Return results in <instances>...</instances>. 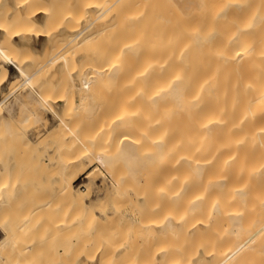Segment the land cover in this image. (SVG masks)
Instances as JSON below:
<instances>
[{"label": "bare ground", "instance_id": "bare-ground-1", "mask_svg": "<svg viewBox=\"0 0 264 264\" xmlns=\"http://www.w3.org/2000/svg\"><path fill=\"white\" fill-rule=\"evenodd\" d=\"M48 1L51 0H0V92L3 94V96L0 97V121L3 119L5 123L10 124V116L8 113H5V109L7 112H9L11 107L23 100L24 96H26V93L24 95L20 93L21 96L19 95L13 97L14 100L12 102L8 103V100L13 95H16L15 93L20 86L23 87L27 85L28 87L29 85L31 87V91L28 92L29 95L31 92H36L35 94L38 96L37 100L34 101L33 107L35 109L37 108L46 110L49 114H51V116L59 119V124L63 125L57 129L55 125L56 123H52L53 125L48 127V131H53V134H51L50 137L49 135L47 137L50 138V140L54 138V141L56 142V138L59 137L58 135H63L60 133L57 134L59 129L61 128L60 130H62L63 128V131L59 132L64 134H66L65 132L67 131L65 129L66 125H64V122L66 124V119L64 118L66 113L64 116V112L62 113V107L66 102L65 95H63V92H66V81L70 82V80H72L70 84L73 83L71 86H75L73 88H75L77 91H90V89L96 85V82L99 83V78L106 74L107 78L112 81L113 86L118 90V93L115 95L117 100L116 102H114L115 100L113 101L115 104H111L114 109L112 108L111 112L107 111V113H109V115L112 114V116H109L106 113L108 116L100 117L98 112L101 113V111L99 110L97 112V118L93 119H97L95 120V124L98 126V129H95L97 127H95L96 125L94 123V126L90 125L92 128L94 127L92 131L98 130L95 132L97 135L91 134V131L89 130V133L91 134L89 136H92L93 138L95 136V138L92 140V137L90 139L89 136H86L90 139L88 141L91 142L83 144L84 147L79 141V136L81 135L78 136L77 133L72 132L71 127V130L67 131V134L69 132L73 133H69L68 139L76 142H70L71 145L74 143V146L66 145L67 149L65 151L67 154L65 152L64 153L67 156L65 157L63 156L64 154L61 153V155L66 158L65 164L63 163L65 166L64 168L58 167L60 174L61 171L63 172V170V175L66 172V176L61 175L62 179L58 181L60 189H62L64 193L66 192V195H69L68 197L65 195V197H67L68 200L71 199L74 201V203L78 202L81 205L88 204L87 199L90 198V194L89 192L86 194L80 193V186H75L74 180L76 179L77 174L73 175V177L70 176L69 164L72 163L74 166L79 165V167H81L79 170H86L85 168H87V166L89 167V163H93L96 158H98L97 160L100 162L103 161L101 163L105 164L107 161H109L108 157L112 147H115L122 161H124V163H126L128 166L127 169L130 174L127 176L132 179L131 182L128 181L129 184L127 183V185H125L126 183H123L124 179H122L121 173V176L114 174V193H116V196L115 194L114 196L116 199L122 198V195V199H124V194L121 193H125L126 198L131 195L133 198L140 201L142 200L141 198L145 200L146 197L149 198V196H152V193H157L158 197L160 196L161 198H166L167 196L171 197L174 200L173 204L176 205V211L174 210L175 212L172 213L171 210L173 208H170V212L166 211L169 214H167V216L165 215L163 218L161 216L162 219L160 218L161 220L156 226L158 231L160 230L165 232V234L166 232L170 234V232H174L176 230L173 234L174 236L176 233V236L173 238H175V241H177V244L175 243V246H172V244H164L163 240L161 242L162 245H158V239L154 240L159 246L157 247L156 245L155 247L159 251V256L157 258L159 259L158 264H264V0H204L202 10L198 12L195 11V14H191L189 16H186V14L184 15L183 12H180V9H178V6H175L173 0L169 1V4L171 2L170 5H172V7H169L171 10L165 9L167 12L164 10V8H168V2L166 4L167 6L163 8L165 5H163L164 2H160V4H162L161 6L157 0V6L162 7V10L165 12L163 13L160 8V11L162 12L161 15L158 16L159 19L161 18L160 22H158L160 24V30L159 33L155 32V34H159V41L155 40L156 42L153 39L155 34L153 37L151 36V38L145 34L148 29H140L141 25L145 24L143 23L144 18H149L147 17L148 15H146L147 10L146 13L142 11L141 13L140 9H138V6H140V4L145 0H126L127 2L129 1V8H126L125 6L128 12H124L127 13L125 14V18L127 19H122L123 16L120 15L122 12H120L119 15L117 14L118 16L116 15L117 18H119V23L117 21L116 22L118 24H122L124 23L123 20H128V25L127 28H125L126 26L124 27L125 31L122 29V33L124 34L123 38H119L120 40L118 39L117 41V44L120 41L119 45L116 48L114 47V51L111 52V55H108L112 57V59H109L107 56L109 61H111L109 64L110 70H106L105 67L102 69V65L100 64L99 66L96 62L97 60H95L97 58H95L94 61H92L96 63H90L94 66L97 65V68L101 67L100 70H95L94 68L96 66H93V71L95 73H93L94 75L91 74L90 77V73L93 71L89 72V70L87 71L86 68L84 76L78 72L80 74L79 76L78 73L74 71L79 67L77 69L75 67V69H72V71L70 63H68L69 61L67 60L68 62L66 63L68 64V70H70V73H67L69 74V78L72 74V79L69 81V78L65 79L67 71L66 63L64 65V62L60 61L61 57H65L64 52H62L63 49L65 50L67 45H71L73 47H77L79 45L77 48L83 49L82 46L85 47V45H83L84 43L87 42L86 44H91L90 42L95 41L93 40V37L96 39L98 36V31L100 32V27H98V31L96 30L97 28L95 27V24L98 22L95 23V21L101 18L103 15L105 16L106 12V15L109 14L112 10L111 7H114L112 3L116 1L112 0L113 2L111 3V1L108 0L109 4H112V6L109 5L106 7L105 5H108V2L107 4H104L106 2L104 0H70L73 1L74 5L72 2L70 3H72L75 8L69 9L71 11L68 10V13H66L65 9L61 14L55 12L51 8L52 6L47 4ZM123 1L117 0L116 3L118 4L119 2L120 7L125 5L123 4ZM164 1L166 2V0ZM102 2L104 3L102 4ZM144 5L141 9L143 11L144 8H149L146 7V5L149 6L148 4L145 6ZM151 11L149 10V15L152 14ZM111 13H113V11H111ZM122 15L124 14L122 13ZM153 16H155L154 13ZM107 18L105 17V19ZM112 18H114L113 15L110 19ZM150 19L153 20L151 16ZM157 20L155 22H157ZM150 22L151 21H148V24ZM158 23H150L152 26V34L154 27L156 25V27L159 26ZM93 26L96 28L95 30H92L94 28ZM147 27L149 26H142L144 29ZM114 28L113 31H115ZM119 28L121 27L119 26ZM148 37H150V40L153 41L151 42ZM49 44H52L54 54L50 56L47 63L44 65L47 64L48 66L54 67V71L52 72L53 77L51 78L52 82L50 79L36 80L34 82V77L35 75L40 74L43 69V64L39 65L38 68H36V70L33 72H27L25 70V64L30 59L25 58L23 51H25V49H29L39 53L42 52L45 46ZM92 45L93 42L91 44V49L93 50L94 48V52L96 46L93 45V47ZM111 50H113V48H111ZM97 52L96 55L95 53L93 55L91 53L89 57H96L98 55ZM107 52H109V50H107ZM75 54L77 53L75 52ZM84 56L85 55H81L78 57V59L81 60ZM107 57L105 53L104 58ZM99 58L101 59V57ZM89 60L90 58H88L87 61ZM107 60L104 59L105 62L103 63H108ZM98 61L100 62V60ZM76 64L79 65L78 63ZM81 66L83 69L82 64ZM109 66L106 65V67ZM73 72L75 73L74 77H76V79L77 76L81 78L80 81L77 79L80 84L77 83L76 79H73ZM107 74H109V77ZM22 76L23 78H21ZM20 79L23 81L21 82ZM45 83L46 85H43ZM90 84H92V88ZM75 89L73 90L76 91ZM73 90L71 89V91ZM81 92L79 93L81 94ZM88 92H83V95L85 97H91V95L86 94ZM79 93L75 92L74 95L77 94V97H81L82 95L79 96ZM79 99L83 100V97L78 98V100ZM96 105L92 106L93 110L97 108ZM92 108H87V110H92ZM101 110L103 113V109ZM24 113L25 115L20 119V121L25 122L23 125L24 127H21L22 125L17 126V120L15 121L16 124H14V127H16L17 130L20 129V127L23 128L22 130H24V128L32 126L31 124L26 126L28 121H33L31 118H34V123H39L40 121L44 120L45 125H47V122H45L46 118L43 119V115H40L38 110L33 109ZM108 117H110V119ZM103 118L108 119L105 121ZM101 119L105 121V124L100 125L101 122L104 123V121ZM47 120L48 119H46V121ZM20 121L19 123H21ZM97 121L101 122L97 124ZM19 123L18 125H20ZM59 124L57 122V127ZM11 128L12 126L7 125L6 129L9 131ZM26 130H28V128ZM84 133L82 140L80 138V140L83 142ZM87 133L88 132H86V134ZM60 138L64 141L66 139L65 135L63 137H59V139ZM26 140L29 141L31 139L29 138ZM105 141L110 143L112 141V145L110 144L112 147H110L109 150L106 148L108 147L107 145L109 143L106 144V147L102 145L105 143ZM57 142L60 141L58 140ZM152 143H156L158 150H160V159L162 160L164 157H166L167 161H165L164 158V165L155 167L153 164V168L150 171L142 172L139 168V165L142 164L140 161L143 158L142 149L147 146L145 153H151V151L154 149V145ZM36 144L38 143L36 142ZM57 145H59V143ZM41 150L43 149L40 148V151ZM85 159H89V163L87 165L82 164L85 162ZM4 161L7 163L6 160ZM172 164L175 166H172ZM40 165L42 166L43 164ZM85 165L86 167H84ZM16 167L14 166L13 168L16 170ZM49 168L52 169L53 167ZM52 171L53 170H51V172ZM54 171L57 172L55 168ZM140 171L141 174L139 178L142 182L144 180V187L137 179V175ZM6 172L8 171L6 170ZM50 173L48 172V174ZM0 175L4 176L1 173ZM68 175L70 178H68ZM86 175L91 176L92 170L91 173L88 171ZM130 175H132V177ZM141 176L144 177L143 180ZM6 178L7 177H5V179ZM38 180H40V177ZM46 181L45 183H47ZM0 183L3 184L4 182ZM5 184H7V182H5ZM140 184L141 190L138 188L140 187ZM60 189H57L56 191L60 193ZM22 191L24 192L23 188ZM1 192L3 197L5 195H3L4 191ZM36 192L32 193V195H34ZM56 193L57 192H55V195ZM58 193L57 195H59ZM126 193L128 196H126ZM62 195L64 194L62 193ZM28 196L30 195L27 194V197ZM105 196H107V194ZM131 196L130 198H132ZM65 197L62 196L61 200L63 198L65 199ZM6 198L7 196L5 195V199ZM133 198L131 199V202L136 201H133ZM0 199V201H2L4 197ZM28 199L30 200V197H28ZM58 199L59 198H55V200H57L55 201L56 204ZM114 199L115 198H113V200ZM122 199L120 200L122 201ZM13 200H10L9 203L11 202L10 204H13L14 201L17 202L16 200ZM143 200L140 203L143 204ZM45 201L47 203L48 198L45 197ZM51 202L53 205V199ZM64 202L62 204H65ZM116 202L113 203L118 204ZM7 203L8 201L6 202V206ZM135 203L140 205L137 201ZM2 205L6 207L4 202ZM49 205H47V209ZM68 205L69 204H67V206ZM74 205L76 207L77 204ZM10 206L11 205H9L8 211L11 213L14 207L13 209H10ZM18 206H16V208ZM67 206H64V208H67ZM78 207H76L77 212L78 209H80V207ZM92 207L93 206H91V209L89 207V211L85 212V214L87 213L86 216L88 217L89 215L91 218L95 217L96 215L99 216V214L95 213ZM149 207L150 206H147L146 210L151 212L150 209H152V207L147 209ZM157 207H155V210L158 209L159 211V208ZM1 208L0 210H2ZM6 208L8 209V207ZM6 208H3L2 212ZM16 208L15 210L20 209V207L19 209ZM61 208L62 207L59 209L61 210ZM117 208L121 209V207ZM139 208L140 207H138V210H140ZM39 209H41L40 206ZM53 209L50 205L49 210L52 211ZM60 210H57V212H62ZM138 210L137 212H139ZM152 210H154V208ZM42 212H45V210ZM42 212L40 211L38 214ZM46 212L48 213V210ZM7 213L8 212H6V214ZM63 213L64 212L60 213V215L62 214L63 216V218L60 219L66 220L68 215H66L64 218L66 213H64V215ZM75 213L76 211H74V214ZM153 213L157 214V211ZM6 214H4L5 217H3V220L4 218L6 219ZM100 214L103 218L110 217L108 216L109 212L106 210ZM1 215L2 214L0 213V225L2 222ZM9 215L17 216L19 214L17 212V215ZM40 215L41 218L44 216L43 214ZM146 215L147 214H145L146 218H150L149 221L145 220L147 223L146 226L150 227L152 225V223H150L152 216L150 217L151 214H149V216ZM31 216H33V214H31ZM52 216H54L53 212ZM27 217L29 219L32 218L28 215ZM72 217H74V215H72ZM72 217L71 219L69 218V221L72 220ZM12 218L16 217L12 216ZM44 218L45 217H43L42 220H44ZM10 219L11 218H9V220ZM32 219L35 220V218ZM51 219H49V221ZM60 219L59 221H61ZM140 219L142 220V215ZM53 220L57 221L55 218ZM21 221H24L23 218ZM100 221L99 223L102 225ZM142 221L145 222L144 220ZM12 222L15 221L13 220ZM12 222L10 221V223ZM84 222H86L85 219ZM89 222H86V225L83 223V225L87 226ZM21 223L22 222H20V224ZM61 224L66 226L65 221L59 224L54 223L57 228L59 227L58 225ZM119 224L121 225V221ZM12 225L13 230L11 229V231L9 229V225L7 228H5L6 224L4 225L3 233L5 234L6 238L11 237L13 231H15L19 226L18 224L17 227H14V223H12ZM24 226H26V223ZM31 227L33 229H37V227H34V224L33 226L31 224ZM33 229L28 230L29 233H32L31 231H33ZM171 229L173 230L171 231ZM21 231L22 230L20 229L18 232ZM97 231L98 230H96V232ZM112 232H115V230L111 231V233ZM14 233L16 234V232ZM33 233L35 234V230ZM42 233H44V231H42ZM20 234L23 235L22 233ZM49 234L50 232H48V235ZM183 235L185 238L186 236H190L188 237V239H190L188 241H186L187 238L182 240ZM88 236L90 237L89 234ZM166 237L167 234L163 239H166ZM182 241L186 242L184 243ZM108 242L110 246V241ZM10 244H12V240ZM119 244L121 245V243ZM105 246L107 247L108 245L105 244ZM117 246L118 243L113 247ZM7 247L8 246H6V248ZM10 247H12V245H10L8 249ZM91 247L89 248L91 249ZM112 251H116V255L118 256L121 251V254L124 253L123 248H114ZM130 251H132V249ZM79 252L81 251H78V253ZM86 252L91 258V251ZM106 252L109 253V251ZM106 252L104 254L107 255ZM133 252L134 251H132V253ZM74 256L70 257L72 258ZM123 256L120 255V257ZM132 256L134 257V255ZM127 257L129 259V256ZM114 258H116L115 255ZM141 258L140 260H142ZM70 260L72 261V259ZM135 260L136 258L134 260H130L131 262L128 263L145 264L141 261L137 262V260ZM112 262L113 261H111V263ZM115 264H119V262H116Z\"/></svg>", "mask_w": 264, "mask_h": 264}, {"label": "rangeland", "instance_id": "rangeland-1", "mask_svg": "<svg viewBox=\"0 0 264 264\" xmlns=\"http://www.w3.org/2000/svg\"><path fill=\"white\" fill-rule=\"evenodd\" d=\"M67 0H51V1H48L47 2V4L49 5V6H52L51 8L55 11V12H57V13H59V14H61L65 9H66V13H68V10L69 9H73V8H75L73 5H74V3H73V1H70V0H68L67 2H66ZM100 1V0H99ZM104 1H106L105 3L104 2H102V4L104 3V4H107V2H108V0H104ZM111 1V3L114 1H112V0H110ZM116 2H117V0H115ZM123 1V0H122ZM126 1V0H125ZM125 1H123L124 3L123 4H125V5H123V6H120L119 7V2H118V4L116 3V2H114V3H112L113 4V6L114 7H111L112 8V10L111 11H113V13H111V11H110V13L109 14H107L106 15V13H105V16H104V18H103V16L101 17V18H99V19H97L96 21H95V23H97V24H95V27L97 28H95L94 26V28L92 29V27H91V29L92 30H99V28L98 27H100V32L98 31V36H97V38L96 39H94V37H93V40H95V41H92L93 42V45L94 46H96L95 47V51L93 52V50H94V48H93V50L91 49L92 47H91V44H92V42H90L91 44H89V46H88V44H86V43H84L83 45H85V47H83L82 45V48L83 49H85V50H83V49H79V48H77V47H79V45L77 46V47H73V46H71V45H67L66 46V48H65V50L63 49V51L62 52H64V55H65V57H61L60 58V61H63L64 62V65H65V63L66 62H68V63H70V66H71V70L73 69H75V67H76V69L77 70H74V71H76V73H81L82 74V76H84V73L86 72V68H87V71L89 70V72H91V71H93V68L95 69V70H97V69H99L100 70V68L101 67H98L97 68V65H91V63H93V64H95L96 62H97V64L100 66V64L102 65V69H104V67H105V69L106 70H110V66H109V64H110V62L111 61H109V59H112V57H110V56H108L109 54L111 55V52H113L114 51V47L116 48L118 45H119V42H118V44H117V41H118V39L119 38H123V34L124 33H122L123 31H125L124 30V27L125 28H127V25H128V23H127V21H125V20H123L124 21V23H122V24H118L119 23V18H117V16L119 15V13L120 12H122L124 15H122V13H120V15L121 16H123L122 17V19L123 18H125V14H127V13H124V12H126L127 11V9L126 8H129V5H128V2H127V4H126V2ZM159 1V4H160V2L162 3V2H164L163 3V8L164 7H166L167 5V2H168V8H164V10L165 9H169V10H171L170 8L172 7V5H170L171 4V2H170V4H169V1H171V0H166V2L164 1V0H158ZM69 2V3H68ZM70 2H72L73 3V5H72V3H70ZM145 2H147V3H145ZM173 2L175 3V6L177 7L178 6V9H180V12H183V14L185 15L186 14V16H189V15H191V14H195L194 12L195 11H201L202 10V7H203V5H204V0H193V2L195 3H193L192 2V0H173ZM67 3V4H66ZM115 3H116V5H115ZM173 3V4H174ZM112 4H109V2H108V5H105L106 7H108L109 5L110 6H112ZM146 5V4H148L149 6H147L146 5V7H149V8H151V9H149V8H144V11L143 10H141L142 9V6L143 5ZM157 0H145L143 3H141L140 4V6H138L139 8L138 9H140V12L142 11V12H144V13H146V10H147V13H146V15H148L147 17H149V18H144V20H143V23H145V24H143V25H147V26H149V27H147L146 29H144L145 28V26H144V28H142V26L143 25H141V27H140V29L141 30H147L146 32H145V34H147V36H152L153 37V35L155 34V32H157V33H159V30H160V24L158 23V22H160V19H159V17L158 16H160L161 15V13L163 12H165L164 10H162L163 8L162 7H160V6H157ZM194 4V5H193ZM71 5V6H70ZM122 5V4H121ZM127 5H128V7H127ZM144 5V6H145ZM161 6H162V4H160ZM170 5V6H169ZM197 6V9H196V6ZM67 6H68V9H67ZM73 6V7H72ZM117 6V7H116ZM125 6H126V8H125ZM188 6V7H187ZM170 7V8H169ZM120 8V9H119ZM160 8H161V10H162V12L160 11ZM152 12V14L151 15H149V10ZM158 9H159V11H158ZM173 9V8H172ZM176 9V8H175ZM182 9V10H181ZM192 9H193V13H192ZM185 10V11H184ZM69 11H71V10H69ZM108 11V12H109ZM128 12V11H127ZM141 12V13H142ZM158 12H159V14H158ZM167 12V11H166ZM153 13H154V15L156 16H153ZM118 14V15H117ZM110 15V16H109ZM112 15L114 16V18H112V19H110L111 17H112ZM117 15V16H116ZM146 15H145V17H146ZM150 16H151V18L153 19V20H151L150 19ZM105 17L107 18V19H105ZM154 17V18H153ZM156 18V19H155ZM125 19H127V18H125ZM148 19H150V20H148ZM154 19H155V21L157 20V22H155L154 21ZM107 20H109V21H107ZM151 21L150 23L152 24L153 22L156 24V23H158V27H156L154 24V29H153V34H152V26H151V24L149 25L148 24V21ZM104 21V22H103ZM113 23H112V22ZM118 23H117V22ZM126 22V23H125ZM142 22V21H141ZM121 27V28H119V26L117 25V24ZM113 25V27H112V25ZM100 25V26H99ZM112 28H111V27ZM115 27V28H114ZM107 28H109V29H107ZM112 30H111V29ZM113 28H114V30L115 31H113ZM158 28V29H157ZM120 29V30H119ZM122 29H123V31H122ZM141 30H139V31H141ZM117 31V32H116ZM112 33H117V34H112ZM149 33V34H148ZM155 34L154 35V37H153V39H154V41L155 40H158L159 41V34ZM101 34V35H100ZM150 34H152V35H150ZM95 35H96V33H95ZM115 35V36H114ZM157 35V36H156ZM99 36H100V39H99ZM115 37V38H114ZM125 37V36H124ZM150 37H148L149 38V40L152 38H150ZM156 38V39H155ZM158 38V39H157ZM120 40V39H119ZM151 42L153 41V40H150ZM96 42V43H95ZM156 42V41H155ZM95 43V44H94ZM92 45V46H93ZM88 46V48L86 49V47ZM93 46V47H94ZM77 48V49H76ZM111 48H113V50H111ZM76 50V51H75ZM82 50V51H81ZM91 50H92V52H91ZM99 50V51H98ZM100 50H101V52H100ZM107 50H109V52H107ZM78 51H80V52H78ZM98 51V52H97ZM75 52L77 53V54H75ZM92 53V55L95 53V55H96V52H97V54L99 55H97L96 57H94V56H91L92 57V59H91V57H89L90 56V54ZM105 53H106V57L108 56L109 57V59H108V57L107 58H104V55H105ZM52 54H54V49H53V47H52V44H49V45H46L45 46V48H44V50L42 51V52H34V51H31V50H29V49H25V51H23V55L25 56V58H29L30 60H28V62L25 64V70L27 71V72H33L34 70H36V68H38V66L39 65H41V64H43V69H42V71L40 72V74H38V75H35V77H34V82L36 81V80H42V79H50L51 80V82H52V72L54 71V67H52V66H48L47 64L46 65H44L45 63H47V61H48V59L50 58V56L52 55ZM70 54H71V56H70ZM74 54H75V57H74ZM113 54V53H112ZM73 55V56H72ZM81 55H85L81 60L80 59H78V57L79 56H81ZM103 56V57H102ZM94 57V58H93ZM99 57H101V59L99 58ZM85 58H87V59H85ZM88 58H90V60L89 61H87L88 60ZM95 58H97V59H95ZM73 59V60H72ZM94 59L95 60H97L96 62H93L94 61ZM104 59L105 60H107L108 61V63L106 62V63H103V62H105L104 61ZM68 60V61H67ZM80 60V61H79ZM93 60V61H92ZM98 60H100V62L98 61ZM76 61V62H75ZM86 61V62H85ZM91 62V63H90ZM99 62V63H98ZM102 62V63H101ZM72 63V64H71ZM76 63H78L79 65H77ZM83 65V69H82V66H81V64ZM74 64V65H73ZM108 65L109 67H106V65ZM89 65V66H88ZM105 65V66H104ZM66 68H67V71H66V76H65V79L67 78H69V74H67V73H70V70H68V64L66 63ZM69 66V67H70ZM85 66V67H84ZM94 66V67H93ZM72 67H74V68H72ZM81 67V68H80ZM90 68V69H89ZM72 70V71H73ZM79 70V71H78ZM84 71V72H81V71ZM108 72V71H107ZM72 73V72H71ZM78 73V75L80 76V74ZM94 73V71L92 72V73H90V77H91V74H93ZM95 74V73H94ZM93 74V75H94ZM21 75H23V74H21ZM72 75V74H71ZM71 75H70V78L68 79V81L70 80V79H72L71 78ZM77 75V74H76ZM92 75V76H93ZM108 75V77H109V74H107ZM75 76V73L73 72V76L72 77H74ZM81 76V77H82ZM21 78H23V76L21 77ZM83 78V77H82ZM103 78V79H102ZM74 80L76 79V77H74L73 78ZM77 79H79V81H80V79L81 78H79L78 76H77ZM76 79V81H77V83L78 84H80L79 83V81ZM100 79V81H99V83L98 82H94L96 85L92 88V84H90L91 85V88L92 89H94V90H92V89H90V91L89 90H86V91H83V92H88V93H86L87 95H91V97L90 96H84L83 95V92H81V90L80 91H77L75 88H73V87H75V86H71L73 83H71L70 84V82L72 81V80H70V82H67L66 80V92H63V95H65V98H66V102H65V104H64V106L62 107V109H63V111H62V113H63V116L65 115V113H66V115L64 116V118L66 119V124H65V122H64V125H66V127H65V129L67 130V131H70L71 130V128H72V132H74V133H77L78 134V136L79 135H81V136H79L80 138H81V140H82V137H83V133L86 131V132H88L87 134H86V132L84 133V142L83 141H81L80 140V138H79V141H80V144L84 147V145L83 144H87V143H89V142H91V141H88V140H90L91 139V137L92 136H89V135H91V134H93V135H97L95 132L96 131H98V130H93L92 131V129L94 128H92V126H94V124L96 123V121L95 120H97V119H93V118H97V115L99 114L100 115V117L101 116H108L109 115V113H107V111L108 112H111V110H112V108L114 109V107L111 105L112 103H114V102H116V100H117V97H115V95H116V93H118V90L113 86V83H112V81L111 80H109V78H107V76H106V74L104 75V76H102L101 78H99ZM73 80V81H74ZM20 81L22 82L23 80H21L20 79ZM98 81V80H97ZM44 82V81H43ZM64 84H65V82H64ZM70 84V85H69ZM43 85H46V83L45 84H43ZM48 85V84H47ZM51 85V84H50ZM69 85V86H68ZM49 86V85H48ZM47 86V87H48ZM72 88H71V87ZM73 90V89H75L76 91H71V89ZM92 90V91H91ZM29 91H31V87L28 85V87H27V85H25V86H23V87H19L18 89H17V91H16V95H13L9 100H8V103L9 102H12L14 99H13V97H16V96H19L20 95V93L21 94H25L26 96H24V98H23V100L22 101H20L19 103H17L16 105H14L13 107H11L10 109H9V112H7L6 111V109H5V113H8V115L10 116V118H9V123L10 124H8V123H5L4 121H3V119L0 121V152L2 153H0V173L1 174H3L4 176H2V175H0V182H4L3 184H1V186H0V194H1V196H0V198H3L4 197V199H2V201H0V208L1 207H3V208H6V207H8V209L6 208V209H4V214H6V212H8L7 214H6V219L4 218V220H3V217H5V215L3 214V212H2V210H3V208H1L2 210H0L1 212V220H2V222H1V225H0V264H115L116 262L118 263L119 262V264H127L128 262L130 263L131 261L130 260H134L135 258H136V260H137V262L138 261H141V262H143V263H147V264H158L159 262H158V260L159 259H157L158 258V256H159V251L157 250V248H155L156 247V242L154 241V240H157V241H159L158 242V245H162L161 244V242H162V240L164 241V244H172V246H175V243L177 244V241H175V238H173V237H175L176 236V233H175V235L173 236V234H174V232L176 231H174V232H170V234L169 233H167L166 232V234H167V237H166V239H163V238H165V236H166V234H165V232H162V231H158L157 229V225L159 224V221L163 218V217H165V215L167 216V214H169L168 212H170V210H171V212L173 213V212H175L176 211V205H174L173 203V199L171 198V197H164V198H161L160 196L158 197V194L157 193H152L151 195L152 196H149V198L148 197H146V199L145 200H143V198H141L144 202H143V204L142 203H140L142 200H140V201H138V200H136L135 198H133L131 195H129V197H125V193H121V194H124V199H122L123 198V195L121 196L122 198H120V199H122V201L119 199H116V193H114V191H115V186H114V179H113V176H114V174H116V175H120V173H121V175H122V179H124V181H123V183H126L125 185H127V183L129 184V182H131L132 181V179L129 177V176H127V175H129L130 174V172L128 171V166H127V164L126 163H124V161H122V159L120 158V156L118 155V152H117V149H115V147H112L111 145V143H112V141H111V143L110 142H107V141H105V143H103L102 145L103 146H105L106 147V144H108L107 146L108 147H106L108 150L110 149V147H112V150H111V152H110V155H109V157H108V159H109V161H107L105 164H103V163H101V162H103V161H99V160H97L98 158H96L95 159V161L93 162V163H89V159H85V162L84 163H82L83 165L84 164H88L89 163V167L87 166V168H85L86 170H82V169H80L79 170V168H81V167H79V165H72V163H70L69 164V167H70V176H72L73 177V175H76V179L74 180V184H75V186H80V189L79 190H81L80 191V193H88L89 192V196H90V198H88L87 199V201H88V204H83V205H81V204H79L78 202L77 203H74V201H72L71 199H67V197L69 196V195H66L67 193L65 192H63V190L62 189H60V187H59V180H61L62 179V176L61 175H63V172H64V170L63 169H61V170H63V172L61 171V174H60V172H59V169H58V167L60 168H64V166L65 165H63V163L65 164V160H66V154H67V152L65 151L66 149H67V147H66V145L68 146V145H71V143L70 142H74V141H72L71 139H68V136H69V133L67 134V131L65 132L66 134H64V133H62V132H59V131H63V128H62V130H60L59 129V131H58V133L57 134H63L62 136H60V135H58L59 137H63L64 135H65V137H66V139H65V141L64 140H62L61 138V140H62V143H61V140L59 139V137L58 136H55V137H58V138H56L57 139V141L59 140L60 142H55L54 140V138H52L51 140H50V138H48L47 136L49 135V137L51 136V134H53V131L52 132H50V131H48V127H50V126H52L53 124H55L56 125V128L58 129L59 127H62L63 125L62 124H59V119H56L55 117H53V116H51V114H49L46 110H43V109H35L34 107H33V105H34V101L35 100H37V95L35 94V93H30V95H29ZM79 93V92H81V94L79 93V96H81V97H83V100H78V98H81V97H77L78 95L77 94H75L74 95V93ZM73 95H74V97H73ZM1 96H3V94L0 92V97ZM21 96V95H20ZM84 97H85V100H84ZM114 97V98H113ZM116 98V99H115ZM94 99V100H93ZM93 100V101H92ZM115 100V101H114ZM81 103H79V102ZM86 101V102H85ZM114 101V102H113ZM76 102V103H75ZM78 102V103H77ZM86 104H85V103ZM88 103H90V104H88ZM95 103V104H94ZM76 104V105H75ZM79 104V105H78ZM97 104V105H96ZM115 104V103H114ZM113 104V105H114ZM84 105V106H83ZM86 105V106H85ZM89 105V106H88ZM94 105H96L97 106V108H95L94 110H93V108H92V106H94ZM88 106V107H87ZM95 106V107H96ZM92 108V110L91 109H88L87 110V108ZM99 107H100V109H99ZM110 108V109H109ZM4 109H3V111H4ZM38 110V112H39V114L40 115H43L42 117H43V119L44 118H46V119H48L47 121H46V119H45V122H47L46 124L47 125H45V123H44V120H42V121H40L39 123L38 122H35L34 123V118H31V119H33V121H28V123H26L25 125L26 126H29V124H31L32 126H30V127H26V128H24V130H22L23 128H21V127H24L23 125H24V123L25 122H22V121H20V119L25 115V113L24 112H28V111H30V110ZM96 109H97V111H96ZM101 109H103V113H102V110ZM101 111V113L100 112H98V111ZM42 111H43V113H42ZM97 112H98V114H97ZM42 113V114H41ZM90 113V114H89ZM94 113V114H93ZM108 115H107V114ZM93 114V115H92ZM96 115V116H95ZM111 116H112V114H110ZM109 115V116H110ZM32 116V115H31ZM49 116H51V117H49ZM48 117V118H47ZM109 119H110V117H108ZM108 118H106V119H108ZM51 119H53V120H51ZM100 119V118H99ZM104 119V118H103ZM103 119H101V120H103ZM106 119H104L105 121H107ZM18 120V123H19V121L22 123H19L20 125H18V123H17V126H21L20 127V129H18L17 130V128L16 127H14L15 125L14 124H16L15 123V121H17ZM57 120V121H56ZM88 120H89V123H88ZM91 120V121H90ZM103 120V121H104ZM49 121V122H48ZM54 121V122H53ZM92 121H95V122H92ZM105 121H104V123H102L101 121V124L100 125H103V124H105ZM110 121V120H109ZM108 121V122H109ZM32 122H33V124H32ZM57 122H58V127H57ZM100 122H98L97 121V124H99ZM107 122V123H108ZM51 123V124H50ZM53 123V124H52ZM91 123V124H90ZM94 123V124H93ZM106 123V124H107ZM7 125H10V126H12V128H11V130H7L6 128H7ZM62 125V126H61ZM85 125V126H84ZM89 125V126H88ZM90 125H92V126H90ZM96 125V124H95ZM99 125V126H100ZM41 126V127H40ZM45 126H46V128H45ZM14 127V128H13ZM71 127V128H70ZM84 127V128H83ZM86 127V128H85ZM88 127H89V129H88ZM91 127V128H90ZM95 127H97V128H95V129H98V126L96 125ZM16 128V129H15ZM28 128V130H26ZM30 128V129H29ZM73 128H74V130H73ZM79 128V129H78ZM56 129V130H57ZM69 129V130H68ZM87 129V130H86ZM89 130L91 131L90 133H89ZM19 131V132H18ZM65 131V130H64ZM79 131V132H78ZM40 132V133H39ZM55 132V131H54ZM81 133V134H80ZM26 134V135H25ZM70 134H73V133H70ZM86 134V135H85ZM42 135V136H41ZM45 135V136H44ZM27 136V137H26ZM28 136H30V137H28ZM54 136V135H53ZM86 136H89V138H87ZM46 137H47V139H46ZM85 137H86V139H85ZM98 137V136H97ZM31 139V140H29V141H27L26 139ZM41 138V139H40ZM93 138V137H92ZM94 138H95V136H94ZM94 138L92 139V140H94ZM38 139H40V140H38ZM99 139V138H98ZM39 142H38V141ZM45 140V141H44ZM69 140H71V141H69ZM6 141H8V142H6ZM51 141V142H50ZM95 141H96V139H95ZM36 142L39 144H36ZM67 142H69V143H67ZM76 142V141H75ZM74 142V143H75ZM97 142V141H96ZM98 142H100V141H98ZM7 143H8V145H7ZM59 143V145H57ZM66 143V144H65ZM74 143H72V145L71 146H74ZM3 146H2V145ZM7 145V147H6V145ZM111 144V145H110ZM153 145H154V149H153V151H151V153H145L146 152V149H147V146L146 147H144L142 150V159H141V161H140V163H142V164H140L139 165V168H140V170L142 171V172H147V171H150L152 168H153V164L155 165V167L156 166H161V165H164V158H165V161H167V159H166V157H164L162 160L160 159L161 158V154H160V150H158V148H157V146H156V143H152ZM79 145V144H78ZM77 145V146H78ZM110 145V146H109ZM43 146V147H42ZM113 146H114V143H113ZM56 147H57V149H58V151H57V149H56ZM65 147V148H64ZM40 148L41 149H43V150H41L40 151ZM55 148V149H54ZM61 148V149H60ZM69 148H71V147H69ZM104 148V147H103ZM60 149V150H59ZM72 149H73V147H72ZM69 150V149H68ZM40 151V152H39ZM73 151V150H72ZM51 152V153H50ZM66 154H65V153ZM61 153L62 154H64L63 156H65V157H63L62 155H61ZM72 153V152H71ZM70 153V154H71ZM58 154V155H57ZM59 156V157H58ZM64 161H63V160ZM4 160H6L7 161V163L8 162H10L9 164H7ZM20 160V161H19ZM42 160H43V162H42ZM59 160V161H58ZM4 161V162H3ZM97 161H99V162H97ZM58 162H59V165H58ZM144 162H146V163H144ZM4 163V164H3ZM6 163V164H5ZM57 163V164H56ZM61 163V164H60ZM11 164H12V167H11ZM40 164H43L42 166L40 165ZM81 164V165H82ZM55 165H57V166H55ZM67 165V164H66ZM82 165V166H83ZM86 165L84 166V167H86ZM16 167V166H18V167H16V170H15V168H13V167ZM41 166V167H40ZM63 166V167H62ZM172 166H175L174 164H172ZM38 167H39V169H38ZM49 167H53L52 169L51 168H49ZM57 167V168H56ZM110 168V170H109V168ZM45 168H46V170H45ZM49 168V169H48ZM54 168L57 170V172L56 171H54ZM17 169H18V171H17ZM47 169H48V171H47ZM113 169V170H112ZM6 170L8 171V172H6ZM14 170V171H13ZM39 170H41V171H39ZM51 170H53L52 172H51ZM91 170H92V175L90 176H87L86 174H87V172L89 171L90 173H91ZM111 171H113V172H115V173H113V172H111ZM118 171V172H117ZM126 171H128V172H126ZM141 171L139 172V174L137 175V179L139 180V182H141L142 183V185L144 184V177L143 176H141L142 177V180H143V182L140 180V178H139V176H140V174H141ZM13 172V173H12ZM17 172H18V175H17ZM41 172V173H40ZM48 172L50 173V174H48ZM15 173V174H14ZM38 173V174H37ZM7 174V175H6ZM13 174V175H12ZM40 174V175H39ZM89 174V173H88ZM6 175V176H5ZM120 175V176H121ZM38 176V177H37ZM63 176H66V172H65V174L63 175ZM131 177H132V175H130ZM5 177H7L6 179H5ZM26 177V178H25ZM39 177H40V180H38L39 179ZM61 177V178H60ZM23 178H25L24 180H22ZM37 178V179H36ZM48 178V179H47ZM66 178V177H65ZM68 178H70L69 177V175H68ZM126 178V179H125ZM128 178V179H127ZM13 179V180H12ZM10 180H12V181H10ZM47 182V183H45V181ZM125 181H127V182H125ZM129 181V182H128ZM5 182H7V184H5ZM43 182H44V185H43ZM138 182V181H137ZM139 182H138V184H139ZM21 184V185H20ZM13 186V187H12ZM19 186V187H18ZM140 187H138L140 190H141V184L139 185ZM16 187V188H15ZM143 187H144V185H143ZM19 188V189H18ZM22 188L24 189V192L22 191ZM29 188V189H28ZM125 188V187H124ZM12 189V190H11ZM57 189H60V193H58V191H56ZM114 189V190H113ZM42 190V191H41ZM143 190H144V188H143ZM142 190V191H143ZM1 191H4L3 192V195L5 194L6 196H7V198L5 199V195L2 197V192ZM10 191V192H9ZM22 191V192H21ZM38 192V194H37V192ZM41 191V192H40ZM44 191V192H43ZM111 191V192H110ZM34 192H36L34 195H32V193H34ZM55 192H57L59 195H57V193H56V195H55ZM109 193V195H108V193ZM28 195H30V196H28V197H30V200H31V202H30V200L28 199V197H27V194ZM30 193V194H29ZM39 193H42V194H39ZM45 193V194H44ZM62 193L64 194V195H62ZM44 194V195H43ZM107 194V196H105ZM114 194H115V196H114ZM16 195V196H15ZM20 195V196H19ZM42 195V196H41ZM54 195V196H53ZM63 197H65V195L67 196V197H65V199L63 198L62 200H61V197L62 196ZM119 195V194H118ZM9 196V197H8ZM44 196V197H43ZM114 196V197H113ZM126 196H128L127 195V193H126ZM130 196L133 198V201H137L140 205H138V204H136L135 202H131V199L132 198H130ZM16 197V198H15ZM17 197H18V199H17ZM35 197H36V199H35ZM41 197V198H40ZM45 197L46 198H48V201H47V203H46V201H45ZM53 197V198H52ZM119 197V196H118ZM151 197V198H150ZM15 198V199H14ZM39 198V199H38ZM49 198H50V200H49ZM53 199V201H54V203H53V205H52V199ZM55 198H59L58 199V202H59V204H58V202H57V204H56V202L55 201H57V200H55ZM70 198V197H69ZM113 198H115L114 200H113ZM16 200L17 202H15L14 200ZM27 199V200H26ZM44 199V200H43ZM130 201H129V200ZM1 200V199H0ZM10 200H13L14 201V205L13 204H10L9 203V201ZM22 200V201H21ZM28 200H29V202H28ZM43 200V201H42ZM47 200V199H46ZM60 200V201H59ZM64 200H65V202H64ZM126 200H128V201H126ZM8 201V203H7V206H6V202ZM68 201V202H67ZM117 201V202H116ZM120 201H121V203H120ZM123 201H125V202H123ZM150 201V202H149ZM153 201V202H152ZM2 202V203H1ZM3 202H4V205L6 206V207H4L2 204H3ZM19 202V203H18ZM51 202V203H50ZM65 203V204H62V203ZM90 202V203H89ZM116 202V203H118V204H114V203ZM152 202V203H151ZM30 203V204H29ZM93 203V204H92ZM157 203H159V204H157ZM17 204V205H16ZM18 204H19V206H18ZM39 204H41V205H39ZM51 205L52 206V211H50L49 210V207H50V205L48 206V209H47V205ZM67 204H69L68 206H67ZM73 204V205H72ZM74 204H77L76 205V207H80V209H78V212H81V213H78L77 212V208L75 207V205ZM119 204H120V206H119ZM134 204V205H133ZM142 204V205H141ZM149 204V205H148ZM153 204V205H152ZM9 205H11L10 206V209L12 208L13 209V207H14V209L12 210L13 211V213H12V211H11V213H10V211H8L9 210ZM18 206L17 208L19 209V207H20V209L19 210H15V208H16V206ZM40 206V208L41 209H39V206ZM93 206L92 207V209H94V211H95V213L96 214H99V216L98 215H96L95 217H93V218H91L89 215H88V217L86 216L87 215V213L85 214V212H87V211H89L88 209H89V207H90V209H91V206ZM118 205V206H117ZM164 205V206H163ZM171 207H170V206ZM35 206H37V207H35ZM46 208H44V207ZM64 206L66 207L67 206V208H64ZM74 206V207H73ZM134 206V207H133ZM145 206V207H144ZM147 206H150L149 208H147V209H150L151 207H152V209L154 208V210H152V209H150L151 210V212L148 210H146V207ZM158 206V207H157ZM168 206V207H167ZM22 207V208H21ZM27 207V208H26ZM60 207H62L61 208V210L59 209ZM72 207V208H71ZM78 207V208H79ZM117 207H121V209H118ZM130 207H133V208H130ZM138 207H140L139 209L140 210H138ZM143 207V208H142ZM155 207H157V208H159V211H158V209L157 210H155ZM16 208V209H17ZM42 208H43V210H45V212H42L43 210H42ZM81 208H82V211H81ZM97 208V209H96ZM145 208V209H144ZM171 208V209H170ZM34 209V210H33ZM66 209V210H65ZM71 211H70V210ZM101 209V210H100ZM110 209V210H109ZM135 209V210H134ZM139 211V212H137V210ZM143 209V210H142ZM14 210H15V212H14ZM38 210V211H37ZM48 210V213H49V215H48V213L46 212ZM57 210H60V211H62V212H64V213H66L65 215H64V213H63V215H64V218H65V216L66 215H68L67 216V219L65 220V219H60V218H63V216H62V214L60 215V213H62V212H57ZM104 210H106V211H108L109 212V215L108 216H110V217H107V218H103L102 216H101V214L100 213H102ZM134 210V211H133ZM141 210H142V212L144 213V215H143V213L141 212ZM175 210V211H174ZM6 211V212H5ZM18 212V214L19 215H17V212ZM21 211H23V212H21ZM42 212V213H40V214H43L42 216L43 217H45L44 218V220H42L43 219V217L41 218V215L40 214H38L39 212ZM51 213H50V212ZM74 211H76V213L74 214ZM122 211V212H121ZM157 211V214L156 213H153V212H156ZM161 211V212H160ZM164 211V212H163ZM166 211H168V212H166ZM20 212H21V215H20ZM29 212H30V214H29ZM32 212V213H31ZM35 212H37V213H35ZM52 212H53V214H54V216H52ZM68 212V213H67ZM100 212V213H99ZM116 212V213H115ZM140 212H141V215H142V220H148L149 221V217L148 218H146L145 217V214H147L148 216H149V214H151L150 215V217L152 216L153 217V215H154V217L152 218L151 217V222L150 223H152V225L150 226V227H148V226H146V221L145 222H143L141 219H140V217H141V215H140ZM46 213V214H45ZM121 213V214H120ZM138 213V214H137ZM161 213H163V214H161ZM9 214H15V215H17V216H14V215H12L13 217H16V218H12V216H10ZM31 214H33V216H31ZM79 214H81V215H79ZM156 214V215H155ZM27 215L29 216V217H32V218H35V220L34 219H29L28 217H27ZM39 215V216H38ZM72 215H74V217H72ZM146 215V216H147ZM160 215V216H159ZM49 216H51V217H49ZM59 216H62V217H59ZM85 216V217H84ZM112 216V217H111ZM118 216V217H117ZM161 216H162V218H161ZM8 217V218H7ZM19 217H20V221H19ZM71 217H72V220H70L69 221V218L71 219ZM90 217V218H89ZM98 217V218H97ZM100 217V218H99ZM102 217V218H101ZM121 217V218H120ZM156 217V218H155ZM9 218H11L10 220H9ZM23 218V220L24 221H21V219ZM51 219V218H55V219H57V221L56 220H53V219H51L50 221H49V219ZM89 218V219H88ZM110 220H109V219ZM112 218V219H111ZM161 218V219H160ZM59 219L61 220V221H59ZM84 219L86 220V222H89L90 220H92V221H90L89 223H88V225L87 226H84L83 225V223L85 224L86 222H84ZM98 219V220H97ZM101 221H100V220ZM157 219V220H156ZM159 219V220H158ZM15 221V222H12V221ZM43 222H42V221ZM103 220V221H102ZM10 221L12 222V223H14V227L16 226H18V224H19V226H18V228L17 229H19V230H15V231H13V234H12V236L11 237H8V238H6L5 237V234L3 233V228H4V225L6 224V226H5V228H7L8 227V225L10 226V231H11V229L13 230V225H12V223H10ZM27 221V222H26ZM54 221H56V222H54ZM63 221H65L66 222V226H64L63 224H61V225H58L59 227L57 228V226L56 225H54V223H57V224H59V223H61V222H63ZM68 221V222H67ZM98 221V222H97ZM99 221L101 222V224L102 225H100V223H99ZM110 221H113V222H110ZM120 221H121V225L119 224L120 223ZM20 222H22L21 224H22V226H21V224H20ZM34 222V223H33ZM52 222V223H51ZM103 222V223H102ZM125 222V223H124ZM5 223V224H4ZM18 223V224H17ZM25 223H26V226H24L25 225ZM28 223V224H27ZM45 223V224H44ZM51 223V224H50ZM107 223H108V225H107ZM139 223V224H138ZM149 223V222H148ZM2 224H4V225H2ZM8 224V225H7ZM31 224H32V226H33V224H34V227H37V229L35 228V229H33L32 227H31ZM38 224H40V225H38ZM47 224V225H46ZM96 224H98V225H96ZM127 224V225H126ZM134 224V225H133ZM138 224V225H137ZM75 225V226H74ZM86 225V224H85ZM119 225H120V227H119ZM126 225V226H125ZM129 225V226H128ZM136 225V226H135ZM20 226H21V228H20ZM24 226V227H23ZM38 226H40V227H38ZM46 226V227H45ZM97 226V227H96ZM118 226V227H117ZM132 226H134V227H132ZM138 226V227H137ZM30 227H31V229H30ZM76 227V228H75ZM105 227V228H104ZM155 227V228H154ZM23 228V229H22ZM56 228V229H55ZM67 228V229H66ZM115 228V229H114ZM117 228V229H116ZM122 228V229H121ZM142 228V229H141ZM148 228H150V229H148ZM20 229L23 231H21V232H18V231H20ZM33 229V231H31L32 233H29V231L28 230H32ZM40 229V230H39ZM43 229V230H42ZM45 229V230H44ZM50 229H52V230H50ZM63 229V230H62ZM34 230H35V234L33 233L34 232ZM36 230H38V231H36ZM50 230V231H49ZM63 232H62V231ZM96 230H98L97 232H96ZM115 230V232H112L111 233V231H114ZM154 230V231H153ZM173 229H171V231H172ZM27 231V232H26ZM42 231H44V233H42ZM102 231V232H101ZM141 231V232H140ZM152 231V232H151ZM14 232H16V234L14 233ZM41 233V235H40V233ZM48 232H50V234L48 235ZM61 232V233H60ZM101 232V233H100ZM108 232H109V234H108ZM124 232V233H123ZM156 232V233H155ZM160 232V233H159ZM169 232V231H168ZM9 233H11V232H9ZM20 233H22L23 235H21ZM26 233V234H25ZM39 233V234H38ZM47 235H46V234ZM55 233V234H54ZM91 233V234H90ZM112 234V236H111V234ZM159 235H158V234ZM25 234V235H24ZM84 234V235H83ZM86 234V235H85ZM88 234L90 235V237L88 236ZM96 234V235H95ZM108 234V235H107ZM164 234H165V236H164ZM34 235V236H33ZM82 235V236H81ZM103 235V236H102ZM121 235V236H120ZM156 235H157V238H156ZM172 237H170V236ZM81 236V237H80ZM96 236H98V237H96ZM105 236H107L108 237V239H107V237H105ZM110 236V237H109ZM117 236V237H116ZM162 236V237H161ZM164 236V237H163ZM133 237H134V239H133ZM188 237H190V236H186V238H187V240L186 241H188L189 239H188ZM11 238V239H10ZM89 238H91V239H89ZM153 238V239H152ZM156 238V239H155ZM185 237H184V235H183V239L182 240H184V239H186ZM6 239V240H5ZM9 239V240H8ZM160 239V240H159ZM173 241H172V240ZM11 240H12V244H10L11 243ZM123 240V241H122ZM132 240V241H131ZM177 240V239H176ZM3 241V242H2ZM108 241H110V246H109V242ZM151 241V242H150ZM185 241V242H186ZM10 242V243H9ZM14 242V243H13ZM16 242V243H15ZM94 242V243H93ZM112 242H113V245H112ZM182 242H184V241H182ZM184 242V243H185ZM82 243V244H81ZM98 243V244H97ZM99 243H101V244H99ZM118 243V246L117 247H113L114 245H116V244ZM119 243H121V245L119 244ZM123 243V244H122ZM133 243V244H132ZM137 243V244H136ZM143 243H145V244H143ZM155 243V244H154ZM160 243V244H159ZM3 244V245H2ZM14 244V245H13ZM90 244V245H89ZM94 246H93V245ZM96 244V245H95ZM105 244H107L108 246L106 247L105 246ZM10 245H12V247H10L11 249H13V250H11L10 248L8 249V247L10 246ZM157 245V247H159ZM3 246V247H2ZM6 246H8L7 248H6ZM92 246V247H91ZM97 246V247H96ZM154 246V247H153ZM83 247V248H82ZM85 247H87V248H85ZM89 247H91V249L89 248ZM95 247V248H94ZM106 247V248H105ZM88 248H89V250H88ZM116 249V248H123V251H124V253L123 254H121V252H120V254H119V256L118 255H116V251L114 252V251H112L113 249ZM142 248V249H141ZM8 249V250H7ZM82 249V250H81ZM84 249V250H83ZM86 249V250H85ZM108 249V250H107ZM127 249V250H126ZM132 249V251H134L133 253H132V251H130V250ZM134 249V250H133ZM152 249V250H151ZM155 249V250H154ZM11 250V251H10ZM103 250V251H102ZM118 250V249H117ZM126 250V251H125ZM10 251V252H9ZM78 251H81V252H79L78 253ZM83 251V252H82ZM86 251H91L90 252V254H92V256H91V258H90V255L86 252ZM93 251V252H92ZM106 251H109V253H107ZM155 251V252H154ZM77 252V253H76ZM107 253V255L106 254H104V253ZM113 252V253H112ZM126 252H128V253H126ZM138 252H139V254H138ZM158 254H157V253ZM5 255H4V254ZM86 253V254H85ZM143 253V254H142ZM80 254V255H79ZM89 255V257H88V255ZM131 254V255H130ZM145 254V255H144ZM3 255V256H2ZM75 255V256H74ZM77 255H79V256H77ZM94 255V256H93ZM114 255L116 256V258H114ZM120 255H125V256H123V257H120ZM132 255H134V257L132 256ZM140 255H142V256H140ZM70 256H74V257H70ZM77 256V257H76ZM127 256H129V259H128V257ZM137 256V257H136ZM140 256V257H139ZM145 256V257H144ZM118 257H120V258H118ZM126 257V258H125ZM142 257V258H141ZM76 258V259H75ZM140 258L142 259V260H140ZM157 260H156V259ZM4 259V260H3ZM70 259H72V261L70 260ZM144 259V260H143ZM69 260V261H68ZM79 260V261H78ZM113 261L112 263H111V261ZM125 260V261H124ZM127 260V261H126ZM135 260V261H136ZM149 260V261H148ZM71 261V262H70ZM102 263H101V262ZM115 261V262H114ZM70 262V263H69ZM128 263V264H129Z\"/></svg>", "mask_w": 264, "mask_h": 264}]
</instances>
